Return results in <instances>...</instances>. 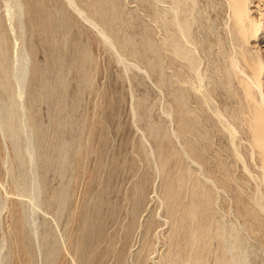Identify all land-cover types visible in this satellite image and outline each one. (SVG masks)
<instances>
[{
    "label": "rangeland",
    "instance_id": "rangeland-1",
    "mask_svg": "<svg viewBox=\"0 0 264 264\" xmlns=\"http://www.w3.org/2000/svg\"><path fill=\"white\" fill-rule=\"evenodd\" d=\"M0 0V264H264V0Z\"/></svg>",
    "mask_w": 264,
    "mask_h": 264
},
{
    "label": "bare ground",
    "instance_id": "bare-ground-1",
    "mask_svg": "<svg viewBox=\"0 0 264 264\" xmlns=\"http://www.w3.org/2000/svg\"><path fill=\"white\" fill-rule=\"evenodd\" d=\"M70 4L73 5V1L70 0Z\"/></svg>",
    "mask_w": 264,
    "mask_h": 264
}]
</instances>
